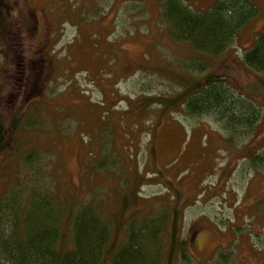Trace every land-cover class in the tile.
<instances>
[{"label": "rangeland", "instance_id": "1", "mask_svg": "<svg viewBox=\"0 0 264 264\" xmlns=\"http://www.w3.org/2000/svg\"><path fill=\"white\" fill-rule=\"evenodd\" d=\"M161 1L6 0L0 118L21 145L0 160V198L37 183L56 207L93 206L118 242L130 221L177 210L188 264H264V173L248 161L264 147V75L241 62L264 35V0L230 48L202 55L254 106L253 131L238 125L233 138L213 116L186 117L182 100L164 107L201 74L180 68L195 52L170 37ZM182 1L201 11L215 0Z\"/></svg>", "mask_w": 264, "mask_h": 264}, {"label": "trees", "instance_id": "2", "mask_svg": "<svg viewBox=\"0 0 264 264\" xmlns=\"http://www.w3.org/2000/svg\"><path fill=\"white\" fill-rule=\"evenodd\" d=\"M257 11L253 0H215L201 11L190 10L182 0L161 1L160 14L170 37L195 52L180 62V68L201 74L198 81L184 79L188 88L168 99L164 107H174L182 100L179 107L186 117L213 116L215 123L232 130V138L237 136L238 125L253 131L257 120L254 106L248 103L251 109L241 102L244 100H239L241 97L223 77L206 72L208 63L202 55L217 56L230 48L238 31L256 17ZM11 21V4L0 0V43L11 31ZM241 62L253 73L264 75V35L258 34L243 51ZM2 124L0 118V160L13 155L21 145L19 137L12 130L5 131ZM261 151L248 161L264 173V147ZM33 157L27 153L24 163L32 164ZM103 163L109 166V162ZM55 205L38 190L37 183L27 193L7 191L1 195L0 264H188L187 240L179 238L176 225L177 210L130 221L124 241L118 242V229L112 230L93 206L84 203L67 209ZM167 224L169 245L165 250ZM16 232H20V239L13 242ZM67 237L70 246H65Z\"/></svg>", "mask_w": 264, "mask_h": 264}, {"label": "bare ground", "instance_id": "3", "mask_svg": "<svg viewBox=\"0 0 264 264\" xmlns=\"http://www.w3.org/2000/svg\"><path fill=\"white\" fill-rule=\"evenodd\" d=\"M12 145V144H11ZM54 226V225H53ZM173 232V231H172Z\"/></svg>", "mask_w": 264, "mask_h": 264}]
</instances>
